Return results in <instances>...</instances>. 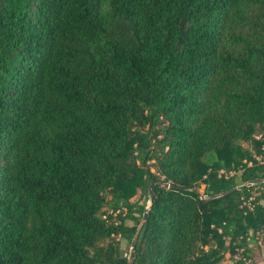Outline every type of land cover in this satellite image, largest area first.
Returning a JSON list of instances; mask_svg holds the SVG:
<instances>
[{"label": "trees", "instance_id": "trees-1", "mask_svg": "<svg viewBox=\"0 0 264 264\" xmlns=\"http://www.w3.org/2000/svg\"><path fill=\"white\" fill-rule=\"evenodd\" d=\"M256 178L264 0H0V264L252 255Z\"/></svg>", "mask_w": 264, "mask_h": 264}, {"label": "built area", "instance_id": "built-area-1", "mask_svg": "<svg viewBox=\"0 0 264 264\" xmlns=\"http://www.w3.org/2000/svg\"><path fill=\"white\" fill-rule=\"evenodd\" d=\"M253 243L256 249L254 254L244 256L240 248L237 253L231 256V259H228L229 264L236 260L240 261V264H264V230L256 231L253 234Z\"/></svg>", "mask_w": 264, "mask_h": 264}, {"label": "water", "instance_id": "water-1", "mask_svg": "<svg viewBox=\"0 0 264 264\" xmlns=\"http://www.w3.org/2000/svg\"><path fill=\"white\" fill-rule=\"evenodd\" d=\"M261 181L264 182L263 179H259V178H256V179H250V180H248V181H246V182H244V183H242V184H239V185H237V186H234V187H232V188H230V189L225 190V191L222 192L221 194H223V193H227V192H231V191H233V190H238V189H241L243 186H248V185H250V184L258 183V182H261ZM148 196H149L148 204H150V203H151V198H152V194H151V191H150V190H148ZM145 216H146V212L143 213L142 218H141V220H140V223H139V225L137 226V228H136V230H135V232H134V234H133V236H132V238H131V241H130V244H129V254H128V257H127V264H129L128 261H129L130 256H131L130 251L132 250L133 246L135 245V241H136V237H137V234H138V231H139V227H140V225H141L143 219L145 218Z\"/></svg>", "mask_w": 264, "mask_h": 264}, {"label": "rangeland", "instance_id": "rangeland-1", "mask_svg": "<svg viewBox=\"0 0 264 264\" xmlns=\"http://www.w3.org/2000/svg\"><path fill=\"white\" fill-rule=\"evenodd\" d=\"M136 197H137V195H136ZM136 197H135V199H136ZM119 247L123 251H127V249L129 250L127 244L124 241H120L119 242ZM222 264H229L228 259L227 258L226 259L224 258L223 261H222Z\"/></svg>", "mask_w": 264, "mask_h": 264}, {"label": "crops", "instance_id": "crops-1", "mask_svg": "<svg viewBox=\"0 0 264 264\" xmlns=\"http://www.w3.org/2000/svg\"><path fill=\"white\" fill-rule=\"evenodd\" d=\"M225 259H226V257H225Z\"/></svg>", "mask_w": 264, "mask_h": 264}]
</instances>
